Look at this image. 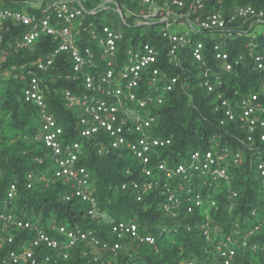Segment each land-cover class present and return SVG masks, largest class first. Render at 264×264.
I'll use <instances>...</instances> for the list:
<instances>
[{
	"label": "built area",
	"instance_id": "2783aa9c",
	"mask_svg": "<svg viewBox=\"0 0 264 264\" xmlns=\"http://www.w3.org/2000/svg\"><path fill=\"white\" fill-rule=\"evenodd\" d=\"M229 1L41 0L30 3L32 6L26 11L0 6V68L6 57L21 54L22 60L11 70L25 81L23 102L38 111L40 140L52 165L51 175L68 189L63 201L80 202L87 217L106 220L82 159L91 151L101 155L123 150L135 161L138 177L120 188L132 189L136 201L161 185L166 200L163 209L172 215L182 206L187 214L194 210L206 213L216 207L209 192L204 195L200 189L221 182L230 185L228 168L241 167L243 153L237 148L220 147L213 137V144L205 151H191L182 162L169 166L159 152L169 147L171 140L155 135L158 119L153 110L177 86L188 87L182 76L190 73L182 63L189 56L193 64L200 66L196 74L199 87L218 100L214 111L221 115L219 125L238 126L243 137L236 141L252 154L257 153L249 163L263 197L259 210L264 212V150H260L264 144V50L258 40L259 35H264V5L236 3L227 8L225 3ZM107 10H113L114 17L96 23L94 18ZM259 26L262 29L256 31ZM132 27L157 29L167 61L160 59L153 36L144 42L137 41L134 35L126 38V31ZM202 33L217 35V39H210L207 46L199 39ZM234 38L243 41V52L237 49L230 54L225 49L226 41ZM45 40L53 47H45L44 51ZM39 49L41 54L33 57ZM207 53L213 65L208 64ZM245 57L257 73L251 82L253 87L244 93L236 89L224 98L227 88L222 73L236 70ZM60 81L67 86L57 89L55 85ZM48 92L56 96L51 99ZM54 107H62L74 117L68 131L54 116ZM35 160L42 163L40 158ZM125 173L130 174L129 170ZM157 173L164 175L163 184L155 177ZM25 176V187L30 190L35 176ZM192 177L197 178L196 182H191ZM17 186L16 180L8 184L0 209V251L7 249L1 264H59L68 260L82 243L91 249L88 263L94 264L102 253L115 256L125 238L154 243L152 236L139 233L133 221H109L112 241L108 243L99 242L89 229L50 224L45 230L7 209L17 197ZM229 192L235 199L236 192ZM251 212L253 216L259 213ZM208 227L205 223L204 235ZM259 229L254 224L246 236ZM22 231L32 237L16 239L12 234ZM235 244L232 237L217 242V264H232ZM242 246H246L245 241ZM80 255L88 256L84 250ZM100 264H112V260Z\"/></svg>",
	"mask_w": 264,
	"mask_h": 264
},
{
	"label": "trees",
	"instance_id": "16d2710c",
	"mask_svg": "<svg viewBox=\"0 0 264 264\" xmlns=\"http://www.w3.org/2000/svg\"><path fill=\"white\" fill-rule=\"evenodd\" d=\"M6 1L0 6L18 8L17 5ZM236 3L264 5V0H231L225 3V7ZM94 21L99 24L104 22L100 20V15L94 18ZM125 34L126 38L134 35L136 40L141 42L153 36L152 43L160 51V59L167 61L165 46L159 41L157 29L132 27ZM9 38L8 36L7 41ZM199 39L207 46L211 43L210 38ZM258 40L263 42L264 35H259ZM42 47L45 51V47L51 49L53 46L49 40H45ZM225 49L230 54L237 49L243 52L241 40L234 38L226 41ZM39 54L40 49L35 51L33 57ZM207 59L208 64L213 65L208 53ZM21 60V54L10 55L2 61L0 68V111L4 113L0 121V209L3 207L2 201L8 184L16 180L17 197L7 209L12 210L19 218L38 224L45 230L50 224L69 229H89L94 231L99 242L108 243L112 241L107 226L109 221H133L141 235L154 238L152 245L125 238L115 256L110 252L102 253L98 256L99 261L94 264H100L101 261L106 263L108 260H112V264H217L219 256L215 245L226 237H232L236 241L232 264H264V212L259 210L260 203L255 204L254 197L260 193L259 183L249 163V159L257 156V153L252 154L236 141V138L243 137L238 126L219 125L221 115L214 111L218 100L215 95L206 94L205 90L199 87L196 74L200 66L193 64L189 56L183 59L182 63L183 68L190 71V74L182 76V80H187L188 87L180 89L177 86L174 92L165 94L161 106L153 110L158 119L154 128L155 135L159 138H169L172 143L159 152L160 157L166 159L169 166L177 164L191 151L208 149L213 144L214 137L220 147L239 149L245 157L244 164L241 167L228 168L230 185L221 182L204 190L200 189L204 195L208 191L211 199L217 202L215 208L206 213L204 210H194L192 214H187L182 206L175 212L176 215H172L163 209L166 201L165 195L162 194L163 186L159 185L158 189L143 196L139 202L136 201L132 189L120 188L122 184H129L138 177L135 173L136 163L127 151H110L101 155L96 151L88 152L82 163L91 174V184L95 189L99 209L107 217L104 221L87 217L85 206L80 202L63 201L68 189L62 181L53 179L51 175L52 165L45 157L46 150L40 140L38 111L33 105L23 102L22 88L25 81L17 71L11 70L12 65ZM175 70L181 74V71ZM256 77L257 73L251 61L245 57L236 70L230 74L222 73V82L227 89L224 93L222 88L219 90L224 98H228L236 89L244 93L253 87L251 82ZM64 86H67L64 81L55 85L57 89ZM54 96V93L48 92V97L52 99ZM55 107L52 108L54 116L63 125L64 131H68L69 125L75 121L74 117L62 107ZM6 131L13 133L6 135ZM260 150H264V144ZM36 158H40L42 163L39 164ZM127 170L130 174L125 173ZM28 173L35 176L30 190L25 187V175ZM155 177L163 184L164 175L157 173ZM43 178L45 180H42ZM196 180V177H192L191 182ZM229 190L236 192L235 199L230 197ZM251 210L259 212L258 215L253 216ZM206 218L209 220L206 221ZM205 223L209 226L207 235H204ZM254 224L260 226L259 231L246 236ZM12 234L16 239L32 237L27 231ZM243 241L246 242L245 247L242 246ZM6 250L3 248L0 251V262L6 255ZM83 250L87 252V257L80 255ZM90 251L91 249L82 243L71 253L68 260L59 264H89L88 259L92 258Z\"/></svg>",
	"mask_w": 264,
	"mask_h": 264
},
{
	"label": "rangeland",
	"instance_id": "374dc122",
	"mask_svg": "<svg viewBox=\"0 0 264 264\" xmlns=\"http://www.w3.org/2000/svg\"><path fill=\"white\" fill-rule=\"evenodd\" d=\"M12 1H14V0H12ZM32 1H34V2H39V1H41V0H15V5H17V9H21V10H23V11H26V10H28L29 9V7H31L32 5L30 4ZM34 5H36V4H34ZM16 8V7H15ZM112 17H114V13H113V10H107V11H104V12H102L101 13V15H100V20L102 19V20H109V19H111ZM262 29V27L261 26H259V27H257L255 30L256 31H259V30H261ZM177 30H179V29H177ZM183 31H185V29H182ZM210 38V39H212V40H216L217 39V35L216 36H212V35H207V34H205V33H202L201 34V36H200V38ZM220 38V37H219ZM242 40H241V45H242ZM261 47L262 48H264V41L263 42H261ZM3 115H4V113L2 112V111H0V121H1V119L3 118ZM12 133L13 132H10V131H6L5 132V134L6 135H12ZM255 204H257V203H260V202H262V200H263V197H262V195H261V193H259L258 195H256L255 197Z\"/></svg>",
	"mask_w": 264,
	"mask_h": 264
},
{
	"label": "crops",
	"instance_id": "0c3cea01",
	"mask_svg": "<svg viewBox=\"0 0 264 264\" xmlns=\"http://www.w3.org/2000/svg\"><path fill=\"white\" fill-rule=\"evenodd\" d=\"M5 1H6V0H0V4L4 3ZM14 2H15V0L12 1V2L6 1V3H12V4H15ZM31 3H34V1H32ZM37 3H38V2H37ZM31 5H32V4H31Z\"/></svg>",
	"mask_w": 264,
	"mask_h": 264
}]
</instances>
